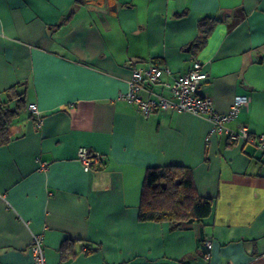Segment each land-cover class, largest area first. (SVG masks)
I'll use <instances>...</instances> for the list:
<instances>
[{"label": "crops", "instance_id": "crops-1", "mask_svg": "<svg viewBox=\"0 0 264 264\" xmlns=\"http://www.w3.org/2000/svg\"><path fill=\"white\" fill-rule=\"evenodd\" d=\"M205 15L218 24L195 55L209 72L199 90L220 113L247 95L226 125L263 132L264 0H0L1 97L26 84L0 147V264H31L34 234L47 264H264L262 152L210 134L205 116L143 118L119 98L133 67H167L163 83L187 71ZM80 146L101 156L89 171ZM168 165L190 168L213 199L203 222L139 220L146 169Z\"/></svg>", "mask_w": 264, "mask_h": 264}, {"label": "built area", "instance_id": "built-area-1", "mask_svg": "<svg viewBox=\"0 0 264 264\" xmlns=\"http://www.w3.org/2000/svg\"><path fill=\"white\" fill-rule=\"evenodd\" d=\"M191 62V67L177 75L170 83L161 81L162 75L169 72L167 67L154 64L133 67L129 89L125 93H120L119 98L136 105L143 118H147L155 111L190 112L205 116L211 124L210 134L225 135L230 141L251 142L262 152L264 157V131L253 135L244 125L237 130L226 125L237 115L241 107L248 103L249 97L235 95L230 109L225 113L218 112L212 98L199 90L201 83L208 78L209 72L197 56L191 55ZM161 84L167 91L166 93L154 90L155 86ZM28 110L36 115L39 113L35 103L28 104ZM38 123L40 124L41 120H38ZM76 155L86 171L91 170L101 159L100 155L85 146L78 147ZM40 168H46V162H42ZM206 247L207 252L203 257L207 260L210 255V242L206 243ZM30 250L31 264H47L43 235L34 234L32 236ZM83 250H86L85 246H83Z\"/></svg>", "mask_w": 264, "mask_h": 264}, {"label": "trees", "instance_id": "trees-1", "mask_svg": "<svg viewBox=\"0 0 264 264\" xmlns=\"http://www.w3.org/2000/svg\"><path fill=\"white\" fill-rule=\"evenodd\" d=\"M217 24L214 16L199 18L198 35L189 45L192 55L205 46ZM25 95V82L9 87L5 98L0 94V147L10 141V127L26 110ZM212 209L213 199L198 193L190 168L168 165L146 169L138 211L140 221H167L173 227H180L187 222H203ZM201 250L203 255L207 252L206 244H201Z\"/></svg>", "mask_w": 264, "mask_h": 264}, {"label": "water", "instance_id": "water-1", "mask_svg": "<svg viewBox=\"0 0 264 264\" xmlns=\"http://www.w3.org/2000/svg\"><path fill=\"white\" fill-rule=\"evenodd\" d=\"M190 48V47H189Z\"/></svg>", "mask_w": 264, "mask_h": 264}]
</instances>
